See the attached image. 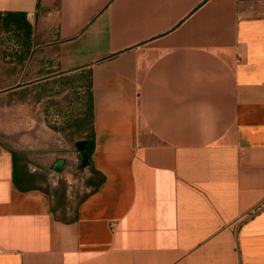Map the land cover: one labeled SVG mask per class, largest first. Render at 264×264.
Here are the masks:
<instances>
[{
  "label": "crops",
  "instance_id": "0c3cea01",
  "mask_svg": "<svg viewBox=\"0 0 264 264\" xmlns=\"http://www.w3.org/2000/svg\"><path fill=\"white\" fill-rule=\"evenodd\" d=\"M9 13L0 264H264V0H0ZM54 90L80 113L37 140Z\"/></svg>",
  "mask_w": 264,
  "mask_h": 264
},
{
  "label": "rangeland",
  "instance_id": "374dc122",
  "mask_svg": "<svg viewBox=\"0 0 264 264\" xmlns=\"http://www.w3.org/2000/svg\"><path fill=\"white\" fill-rule=\"evenodd\" d=\"M5 34H7V32ZM4 66L6 69H9V68L11 69V68L16 67L13 65V62L11 60L10 61L6 60L4 62ZM19 79L20 77L6 76L5 84H12V83L19 82L22 85V87L29 85L28 81L30 77L22 76L20 81ZM58 82L59 80L54 81V83H58ZM39 83H41V81H39ZM41 84H43V82ZM58 86L60 87V85ZM43 88L44 87L40 85L37 86L36 88L38 101L40 100L41 97L42 98L44 97ZM21 93H22V99H25V98L27 99L29 93H32V90L28 92V88H25L21 91ZM52 94H53V100H52L53 111H50L49 114L48 113L46 114L47 115V119L45 120L46 123L42 121L37 124V129H38L37 140L41 138L39 135L41 133L40 131L43 130L45 127L50 130L54 129V127H59V126L61 127V125L64 123V120H66L67 118H76L77 115L80 113V107L78 106V102H77L78 97L76 95V92H72V91L67 92L66 90L64 91L54 90ZM38 106H39L38 112L45 110V103L38 104ZM21 110H22V115L27 114V110H28L27 108L25 109L22 108ZM21 128H22V133H24L25 131L27 132V128H28L27 122L22 121ZM68 139H69L70 146H72L74 143L75 137L73 135H69ZM26 142L27 141L23 143L25 144ZM263 207H264V202L261 205V208Z\"/></svg>",
  "mask_w": 264,
  "mask_h": 264
},
{
  "label": "trees",
  "instance_id": "16d2710c",
  "mask_svg": "<svg viewBox=\"0 0 264 264\" xmlns=\"http://www.w3.org/2000/svg\"><path fill=\"white\" fill-rule=\"evenodd\" d=\"M14 21H13V14H4V15H1L0 14V31L2 30V31H4V32H9V31H11L12 30V27L14 26ZM16 25L19 27V28H21L22 26H27L28 27V24H27V22L26 21H22V22H19L18 21V23H16ZM89 156L90 155H87L84 159H83V161H82V163H81V165H80V167L81 168H83V166L84 165H86L87 163H88V161H89Z\"/></svg>",
  "mask_w": 264,
  "mask_h": 264
},
{
  "label": "water",
  "instance_id": "95a60500",
  "mask_svg": "<svg viewBox=\"0 0 264 264\" xmlns=\"http://www.w3.org/2000/svg\"><path fill=\"white\" fill-rule=\"evenodd\" d=\"M64 161L59 160L56 162V164L53 166V170L57 173H61L63 169Z\"/></svg>",
  "mask_w": 264,
  "mask_h": 264
}]
</instances>
